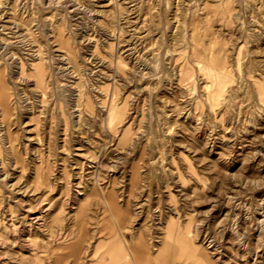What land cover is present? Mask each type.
Masks as SVG:
<instances>
[{
  "label": "rangeland",
  "instance_id": "rangeland-1",
  "mask_svg": "<svg viewBox=\"0 0 264 264\" xmlns=\"http://www.w3.org/2000/svg\"><path fill=\"white\" fill-rule=\"evenodd\" d=\"M116 239L264 264V0H0V264Z\"/></svg>",
  "mask_w": 264,
  "mask_h": 264
},
{
  "label": "bare ground",
  "instance_id": "bare-ground-1",
  "mask_svg": "<svg viewBox=\"0 0 264 264\" xmlns=\"http://www.w3.org/2000/svg\"><path fill=\"white\" fill-rule=\"evenodd\" d=\"M165 247V246H164ZM164 247L162 251L164 250ZM160 251L161 255L163 256L164 260H166V255ZM191 251V250H190ZM142 249L136 248V246L132 249V253L135 255L134 258H130L127 254L125 248H123V245L121 242H115L111 249H109V255H111V262L110 264H150L152 263L151 256L149 255V251L146 253V258H143ZM194 257V256H193ZM100 264H106L104 260L101 261Z\"/></svg>",
  "mask_w": 264,
  "mask_h": 264
},
{
  "label": "crops",
  "instance_id": "crops-1",
  "mask_svg": "<svg viewBox=\"0 0 264 264\" xmlns=\"http://www.w3.org/2000/svg\"><path fill=\"white\" fill-rule=\"evenodd\" d=\"M119 240H120V239H116V240L114 241V243L117 242V241H119ZM112 245H113V243H112ZM135 246H136V245H135ZM124 247H125V245H124ZM133 247H134V246H133ZM131 248H132V245H131L130 247H128V248L125 247V250H126L127 254L129 255V257L132 259V258H133V257H132V254H133V253H132V249H131Z\"/></svg>",
  "mask_w": 264,
  "mask_h": 264
}]
</instances>
